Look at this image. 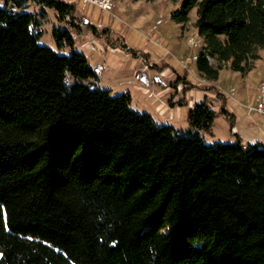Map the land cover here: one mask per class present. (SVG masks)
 Segmentation results:
<instances>
[{"label": "trees", "instance_id": "16d2710c", "mask_svg": "<svg viewBox=\"0 0 264 264\" xmlns=\"http://www.w3.org/2000/svg\"><path fill=\"white\" fill-rule=\"evenodd\" d=\"M193 8L198 76L251 70L264 0H181L172 19L184 26ZM46 9L66 25L58 47L72 46L73 3L0 6V264H264V143L236 132L206 143L216 115L206 95L186 130L132 108L127 91L99 86L84 54L40 43Z\"/></svg>", "mask_w": 264, "mask_h": 264}, {"label": "rangeland", "instance_id": "374dc122", "mask_svg": "<svg viewBox=\"0 0 264 264\" xmlns=\"http://www.w3.org/2000/svg\"><path fill=\"white\" fill-rule=\"evenodd\" d=\"M65 1L75 5L76 14L81 19V30L75 32L71 28V36L74 39L73 45L58 47L56 40H54V30L57 27H66V25L57 20L53 10L46 9L47 15L42 21L40 28L42 36L39 40L41 44L49 46L56 53L62 55H70L72 51L82 53L86 56L88 63L93 66L96 62L104 63L103 55L106 53L104 45L111 46L109 43L119 38L135 50L137 48L145 52L154 50L162 54L164 50L160 47L155 46L148 39L143 41L145 37L137 31L143 30L149 35L152 33L158 34L153 39L159 41V38H161L164 47L170 50L169 53H165L167 56L163 57L164 59L161 61L165 68L171 72L179 71L180 63L187 64L189 71L183 69L182 74H176L172 79L166 78V75L158 74L159 79H161L158 83L166 82L170 86L172 100L182 102L181 105L176 103V108L172 109L173 111L161 109L160 103L164 98H161V93H159V96L155 94L158 84L154 83V87L145 85V91H142L137 89L142 82L137 75L128 82L119 80V74H115L110 69L105 70L101 76H98L99 86L110 89L111 95L129 91V94L132 95L131 105L134 108H136L135 106L138 109L144 108L141 106L145 105L149 107L145 111L151 115L155 122L171 124L181 130L188 129L187 115L189 109L194 103L201 102L204 95H206L207 101L216 115L210 131L203 134L205 142L208 144L218 141L232 142L235 140V135L230 133V125L225 119L224 113H222V107L227 111L231 112L233 110L235 112L238 107L241 110H246L249 105L256 106L259 99L264 101V96L262 97L259 90H257L259 82L264 80V49L260 51V57L255 66L244 75L224 68L220 70L218 79L214 82L198 80L200 77L196 72L194 61L204 41L201 36L197 35L195 28L196 8L190 11L184 26L172 19V14L178 11L181 0H112L113 10L111 14L102 12L91 5L83 6L79 0ZM3 5L4 0H0V6ZM116 24L120 26V29L113 27ZM191 36H195V40L189 43L188 38ZM119 49L120 47L113 51L114 55L117 54V60H121L122 64L127 59L131 60L130 57L128 58L124 54L125 51ZM107 53L110 52L107 51ZM130 55L133 56L132 53ZM146 61L144 63L148 68L149 62ZM155 71L153 68L148 72ZM122 74L127 75L126 72H122ZM220 92L223 93V96H220ZM171 96L168 98H171Z\"/></svg>", "mask_w": 264, "mask_h": 264}, {"label": "crops", "instance_id": "0c3cea01", "mask_svg": "<svg viewBox=\"0 0 264 264\" xmlns=\"http://www.w3.org/2000/svg\"><path fill=\"white\" fill-rule=\"evenodd\" d=\"M106 13V12H105ZM111 14V13H108ZM112 16H114V14H112ZM113 27L119 28L120 26L118 24L114 25ZM140 34H143V41L144 39H148L149 38H156L158 36V34L152 33L151 35L145 33L143 30H137ZM160 40L158 41L157 44H154L155 46L160 47L162 50H164V52L161 54L159 51H152V50H148V52L145 51H141L139 50V48H137L136 50L139 51L141 54L138 56H129L128 53L124 52L125 55H127V57L131 58V60H126L124 64L121 63V60H117V54H113L114 49H118V47H111L108 45H104V49L106 51V53L103 55V60L104 63L106 65V69H110L112 70L115 74H119L118 75V79L119 80H124L125 82L130 81L131 78H134L135 75L139 76V80H141L142 84L140 83L137 87V89H140L142 91H145L146 87L145 85H149L151 87H154V83L158 84L159 86H156V93L157 96H159V93H161V98H164V100H161L160 103V107L163 110L166 111H173L174 108H176V105H173V107L169 106L168 104V100L171 96V88L170 86L166 83V82H161V84H159V77L158 74H162V75H166V78H174L176 74H182L183 73V69H184V64L180 63V67L178 68L179 71H169L167 68H165V65H163L161 63V61L164 59L163 57L167 56L165 55L166 53V49L163 45V43L161 42V38H159ZM120 50V49H119ZM104 51V52H105ZM107 51H109L110 53H107ZM121 51V50H120ZM170 51V50H169ZM145 60H147L146 62H149L148 64V68H145L146 63ZM98 62H96L95 64H97ZM94 64V65H95ZM93 65V66H94ZM155 69V72H148L151 71V69ZM174 69V68H173ZM103 70L100 74H98V76H101V74L105 71ZM122 72H126L127 75H123ZM120 76V77H119ZM158 77V78H157ZM168 80V79H167ZM126 92V91H124ZM129 93V91H127ZM204 93V92H203ZM142 94V92H141ZM131 95V94H130ZM132 96V95H131ZM173 97V96H171ZM175 100V99H174ZM146 104V103H145ZM131 105V102H130ZM132 108H134L131 105ZM136 110L140 111V112H144L145 110H148L149 107L145 106H141L144 108H139L137 106H135ZM173 109V110H172ZM229 113H233L234 114V125L232 126V128L229 126V130L230 133L232 134V132H236L237 134H239L241 136V138L243 139L244 142H264V116L263 115H258L255 112L252 111H248V109L246 110H241V108H237V110L234 112L233 110ZM237 112V114H236ZM225 119L229 122V120L225 117ZM242 122V123H241ZM162 123V122H160ZM230 125V124H229Z\"/></svg>", "mask_w": 264, "mask_h": 264}, {"label": "built area", "instance_id": "2783aa9c", "mask_svg": "<svg viewBox=\"0 0 264 264\" xmlns=\"http://www.w3.org/2000/svg\"><path fill=\"white\" fill-rule=\"evenodd\" d=\"M81 2V4L84 5H91L94 6L96 9H100L102 12H106V13H111V11L113 10V3L112 0H79ZM195 40V36H191L188 38V42L192 43ZM149 41L152 44H157L158 40H154L153 38H149ZM166 53H169V50H166ZM93 67V71L98 75L100 74L103 70H105L107 67L105 65V63H97L95 64ZM145 67H147V65H145ZM184 69L188 70L187 64L184 65ZM189 71V70H188ZM200 81L205 82V79H198ZM257 90H259L260 94L262 95V97L264 96V80L259 82V85L257 87ZM248 111H252L255 112L258 115H263L264 116V101L263 99H259V101H257L256 106H252L249 105L247 107Z\"/></svg>", "mask_w": 264, "mask_h": 264}]
</instances>
